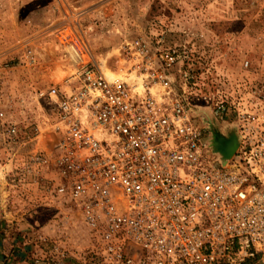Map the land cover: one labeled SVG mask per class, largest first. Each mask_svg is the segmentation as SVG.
<instances>
[{
	"label": "built area",
	"instance_id": "obj_1",
	"mask_svg": "<svg viewBox=\"0 0 264 264\" xmlns=\"http://www.w3.org/2000/svg\"><path fill=\"white\" fill-rule=\"evenodd\" d=\"M82 18L68 7L50 26L63 78L28 84L49 137L12 168L42 185L45 228L23 234L27 264H264V73L243 58L227 74L192 37L170 43L156 16L120 41V65H107L119 76L108 78L100 64L110 57L82 59ZM1 89L9 144L17 128ZM206 112L235 125L225 165L209 146ZM71 236L85 243L72 248Z\"/></svg>",
	"mask_w": 264,
	"mask_h": 264
},
{
	"label": "rangeland",
	"instance_id": "obj_2",
	"mask_svg": "<svg viewBox=\"0 0 264 264\" xmlns=\"http://www.w3.org/2000/svg\"><path fill=\"white\" fill-rule=\"evenodd\" d=\"M68 7L83 10L79 29H74L83 61L110 57L100 64L105 74L111 72L107 65H120L115 57L120 41L137 24L156 16L166 17L170 43L192 37L195 52L214 59L227 74L236 71L243 58L254 71L264 73V0H0V88L10 100L7 113L17 128L14 142L0 139L1 264H27L18 255L22 236L45 228L46 211L35 206L41 183L21 180L12 168L22 165L35 142L42 146L49 137L43 131L46 111L31 101L28 84L41 79L56 83L67 73L48 34L58 13ZM26 49L36 55L34 63L24 61ZM226 124L234 125L217 122L222 129ZM68 243L73 248L85 241L71 236Z\"/></svg>",
	"mask_w": 264,
	"mask_h": 264
},
{
	"label": "bare ground",
	"instance_id": "obj_3",
	"mask_svg": "<svg viewBox=\"0 0 264 264\" xmlns=\"http://www.w3.org/2000/svg\"><path fill=\"white\" fill-rule=\"evenodd\" d=\"M104 72V71H103ZM105 74L108 78L117 77V75L108 72L106 70ZM204 117L203 122L207 125L206 128L209 129L210 132V139H209V146L211 147L212 151L217 154L219 157L220 162L225 165L230 156L224 157L221 153H223L224 149L226 148L227 144L232 140H235V145L238 142V136L235 131V126L232 125H224L222 129L217 125V122L206 112L203 113ZM224 123V122H222Z\"/></svg>",
	"mask_w": 264,
	"mask_h": 264
},
{
	"label": "water",
	"instance_id": "obj_4",
	"mask_svg": "<svg viewBox=\"0 0 264 264\" xmlns=\"http://www.w3.org/2000/svg\"><path fill=\"white\" fill-rule=\"evenodd\" d=\"M236 146L235 145V140L229 142L226 146V148L224 149L223 153H221L224 157H227V156H231L234 152V150L236 149ZM1 264V263H0Z\"/></svg>",
	"mask_w": 264,
	"mask_h": 264
},
{
	"label": "crops",
	"instance_id": "obj_5",
	"mask_svg": "<svg viewBox=\"0 0 264 264\" xmlns=\"http://www.w3.org/2000/svg\"><path fill=\"white\" fill-rule=\"evenodd\" d=\"M33 35V34H32ZM19 256L23 257L24 262H26L27 258H28V251H24L22 250V252L18 253Z\"/></svg>",
	"mask_w": 264,
	"mask_h": 264
}]
</instances>
